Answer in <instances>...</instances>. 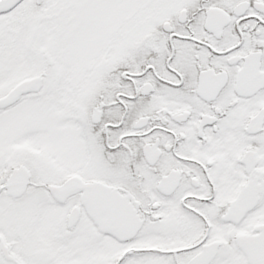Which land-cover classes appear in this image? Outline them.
Masks as SVG:
<instances>
[{
    "label": "snow or ice",
    "instance_id": "1",
    "mask_svg": "<svg viewBox=\"0 0 264 264\" xmlns=\"http://www.w3.org/2000/svg\"><path fill=\"white\" fill-rule=\"evenodd\" d=\"M0 264H264V0H0Z\"/></svg>",
    "mask_w": 264,
    "mask_h": 264
}]
</instances>
